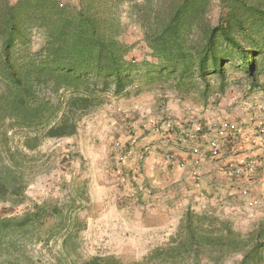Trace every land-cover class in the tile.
Listing matches in <instances>:
<instances>
[{
  "label": "rangeland",
  "instance_id": "1",
  "mask_svg": "<svg viewBox=\"0 0 264 264\" xmlns=\"http://www.w3.org/2000/svg\"><path fill=\"white\" fill-rule=\"evenodd\" d=\"M55 1L75 11L85 3ZM172 1L174 6L180 2L109 1L104 16L112 20L109 32L126 46L122 62L124 68L129 66L119 85L112 77L82 67L74 72L78 80L52 73L47 67L53 57L45 59L42 49L48 41L43 28L32 27L24 43L14 47L16 63L34 62L36 68L46 60V66L33 83L36 103L29 110L11 106L0 82V183L7 190L0 196V264H84L95 256L113 257L121 264H147V258L148 264H162L166 248L186 241L187 214L192 224L219 237V244L204 247L203 252L187 245L189 254L177 264H264V190L249 194L243 181L236 183L239 194L228 197L218 192L215 200L204 201L200 194L215 195L196 191L204 181L192 183L196 188L192 194L180 192L184 186L173 181L167 186L171 191L179 188L178 194L167 197L175 205L160 212L145 208L146 200L139 194L144 189L139 187L143 160L150 147L171 132L160 130L165 121L185 120L181 124L189 129L196 121L243 124L247 128L240 139L241 153L250 155L249 142L243 139H254L252 121L264 120V42L250 57L258 66L257 76L248 75L238 57L222 63L223 74L204 78L198 77L195 65L186 75L181 74L186 64L164 67L145 40L144 26L157 29L156 19L170 14L167 7ZM194 1V25L185 38L186 47H200L199 38L218 27L228 13L235 12L247 26L251 21L242 15L240 0ZM65 120L75 133L49 137L48 130ZM130 137L137 139L136 145L130 144ZM189 147L183 142L186 153ZM179 152L170 149L166 156L175 160H167L174 164ZM119 156L126 157L125 163L118 161ZM262 183L256 179L255 185ZM242 186L246 194L241 193ZM253 197L258 202L249 205Z\"/></svg>",
  "mask_w": 264,
  "mask_h": 264
},
{
  "label": "trees",
  "instance_id": "2",
  "mask_svg": "<svg viewBox=\"0 0 264 264\" xmlns=\"http://www.w3.org/2000/svg\"><path fill=\"white\" fill-rule=\"evenodd\" d=\"M109 1L85 0L84 5L80 2V9L75 11L62 8L55 0H17L14 4L0 0V82L5 86V94L10 97L11 106L29 110L36 103L33 83L45 71L46 60H42L35 68L34 62L16 63L13 58L14 47L24 43L22 40L25 41L26 33L32 27L47 31L48 41L42 49L45 59L53 57L51 65L47 67L52 68V73L65 80H78L74 72L82 67L93 69L97 76L112 77L116 84H120L122 72L129 66L124 68L122 62L126 46L108 29H111L112 20H106L104 14L108 13ZM240 1L243 4L242 15L251 20L248 26L245 19L235 18V12L228 13L218 27L199 38L201 46L198 48L185 45L189 41L185 38L194 25V0H180L176 6L173 1L170 2L167 7L170 14L156 19L157 29L153 30L150 24L144 26L145 40L153 54L163 60L164 67L171 65L174 68L186 64L182 75H186L193 65L199 78L211 73L223 74L222 63H232L238 57L246 73L251 77L257 76L258 66L250 57L263 47L264 4L261 1ZM240 37L246 42L243 43ZM251 83L250 87L255 88L257 84ZM75 103L72 102L70 106L73 107ZM188 113L190 115V111ZM47 133L49 137L64 138L73 135L75 127L68 125L65 120ZM6 191L5 185L0 183V196H4ZM184 229L186 241L180 240L176 245L162 250L161 255H167L162 264L183 261L189 254L186 251L187 245L195 248V252H203L204 247L212 248L216 243L219 244V237L211 236V231L192 224L188 214ZM238 242L235 241L236 244ZM228 246L233 248L231 244ZM247 257L244 256V259ZM149 262L147 258L145 263ZM84 264L121 263L113 257L95 256Z\"/></svg>",
  "mask_w": 264,
  "mask_h": 264
},
{
  "label": "built area",
  "instance_id": "3",
  "mask_svg": "<svg viewBox=\"0 0 264 264\" xmlns=\"http://www.w3.org/2000/svg\"><path fill=\"white\" fill-rule=\"evenodd\" d=\"M184 121L181 120L175 123L165 121L160 130L167 132L171 130L170 133L162 137L164 144L168 143L172 138L178 149L185 141L190 144L189 149L187 148L186 158L188 157L189 172L193 180H200V169L205 162L217 164L221 175L233 183L245 181L247 184H252L256 181L257 177L264 178V156L258 159L257 157L241 153L242 146L240 139L242 134H244L242 132L246 130L243 124L223 120L222 124L214 122L212 125L200 124L199 121H196L193 123L192 128L189 129L181 124ZM254 129V139L258 143H264V120H256V127ZM129 139L132 142L130 144H137L136 138L130 137ZM243 140L253 143V139L250 140L249 137ZM225 147L229 148L230 158L224 157ZM167 158L170 161L175 160V156L171 154ZM118 161L125 163L126 157L119 156ZM175 164L180 168L185 166V162L179 160H176ZM240 191L243 194L247 193L245 188H241ZM248 202L249 205L257 204V200L255 199H250Z\"/></svg>",
  "mask_w": 264,
  "mask_h": 264
},
{
  "label": "crops",
  "instance_id": "4",
  "mask_svg": "<svg viewBox=\"0 0 264 264\" xmlns=\"http://www.w3.org/2000/svg\"><path fill=\"white\" fill-rule=\"evenodd\" d=\"M254 117L251 119L254 120ZM252 125H253L252 128L256 127V120L252 121ZM244 127L247 128L246 126ZM252 128H249L248 130H251ZM252 139L253 137L251 138V140ZM169 141L170 143L168 142L164 144V140L161 139L159 140V143L157 144L155 143L156 145L154 144L153 147H150L151 153L143 160L141 164V167L143 168V178L141 176L140 183L142 185L139 183V187L142 186L144 187V189H142L141 193L139 194L142 196L143 199L146 200L145 208H147L151 212L156 210H159L160 212L163 208H169L170 205L173 204L175 205V202L172 201L167 196L171 193L178 194L179 188L175 189L174 187L175 191H171L168 187L169 183L179 180L181 185L184 186L183 189L180 188L181 189L180 192H184L186 194H192L194 193L193 189H196L192 184L194 183V180L192 179L189 172L190 167L188 164V157L186 158V151L185 149L182 148L183 145L180 146V148L178 149L176 148L175 141L173 138ZM252 141L253 144L254 142H258L255 139H253ZM154 146H156L159 149V150L157 149V152H161L160 149L162 150L161 154L157 155L158 153H155L156 151ZM249 147L251 148V152L249 153L251 157L253 156L260 159L261 157L264 156V148L261 143H255V145H251V143H249ZM170 149L180 151L178 153L179 158H176V160L185 162L184 164L185 166L183 168L178 167L177 165H175V163L174 164L169 163V161L167 160L168 156H166V153ZM228 149L229 148L227 147L224 148L225 158H230ZM257 178H261V177H257ZM261 179L264 180V178ZM200 181H204L205 183L204 185L201 186L199 190L196 189V191H205L206 193L210 192L213 195L215 194L214 196H210L209 194H205V193H203L204 195L200 194L199 196H201L202 200L204 201L215 200V197H217V195L221 192L224 193L222 194V196L228 195V197L229 194L231 193L239 194V190L236 186V183H233L224 176H222L219 171V167L215 163L205 162L201 166ZM249 188H250L249 194L255 195L258 194V191L264 190V184L262 183L255 185L252 183L249 185ZM239 198H241V196H239ZM234 199L235 197L231 199L232 202H234L233 201ZM226 203H228V201ZM228 206H231V204L228 203ZM242 206H243L242 204L241 205L239 204V207Z\"/></svg>",
  "mask_w": 264,
  "mask_h": 264
},
{
  "label": "clouds",
  "instance_id": "5",
  "mask_svg": "<svg viewBox=\"0 0 264 264\" xmlns=\"http://www.w3.org/2000/svg\"><path fill=\"white\" fill-rule=\"evenodd\" d=\"M258 179V178H257ZM194 182H196V181H194ZM256 183V181L253 183V184H255ZM247 183H245L244 185H246ZM247 185H250V184H247ZM241 188H244L243 186L241 187ZM240 188V189H241ZM255 200H257V199H255ZM258 202V201H257Z\"/></svg>",
  "mask_w": 264,
  "mask_h": 264
}]
</instances>
